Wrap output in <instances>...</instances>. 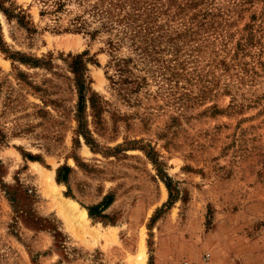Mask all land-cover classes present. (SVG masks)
Listing matches in <instances>:
<instances>
[{
    "label": "rangeland",
    "instance_id": "rangeland-1",
    "mask_svg": "<svg viewBox=\"0 0 264 264\" xmlns=\"http://www.w3.org/2000/svg\"><path fill=\"white\" fill-rule=\"evenodd\" d=\"M142 259L264 264V0H0V264Z\"/></svg>",
    "mask_w": 264,
    "mask_h": 264
},
{
    "label": "trees",
    "instance_id": "trees-1",
    "mask_svg": "<svg viewBox=\"0 0 264 264\" xmlns=\"http://www.w3.org/2000/svg\"><path fill=\"white\" fill-rule=\"evenodd\" d=\"M77 63V62H76ZM76 69H79L78 67H76ZM78 73H79V71H78ZM77 83H78V85H79V94H80V100L82 101V99H83V97H84V92H83V82H82V75L81 74H77ZM79 106V110H80V107H81V105L79 104L78 105ZM78 110V111H79ZM58 178H60V179H62L63 177H61L60 176V173H59V175H58ZM90 213H92L91 211H89Z\"/></svg>",
    "mask_w": 264,
    "mask_h": 264
},
{
    "label": "bare ground",
    "instance_id": "bare-ground-1",
    "mask_svg": "<svg viewBox=\"0 0 264 264\" xmlns=\"http://www.w3.org/2000/svg\"><path fill=\"white\" fill-rule=\"evenodd\" d=\"M49 176H50V175H49ZM49 176H48V177H49ZM51 177H52V176H51ZM50 180H51V179H50ZM50 180H48V181H49L50 183H52L53 181H52V180L50 181ZM54 181H55V180H54ZM52 184H54V182H53ZM55 184H56V183H55ZM55 184H54V188H55ZM52 187H53V186H52ZM61 199H62V198H61ZM61 199H60V200H61ZM63 199H64V198H63ZM68 199H69V198H68ZM69 201H70V200H69ZM69 201L66 200L65 202H69ZM71 202H73V201H71ZM62 203H64V201H63ZM69 203H70V202H69ZM73 203H74V202H73ZM76 205H77V204H76ZM66 206H67V205H66ZM69 206H70V205H69ZM71 206H72V205H71ZM74 206H75V205L73 204L72 207H74ZM77 206H78V205H77ZM75 207H76V206H75ZM65 208H67V207H65ZM76 208H77V207H76ZM78 209H79V208H78ZM83 210H84V209H83ZM64 211H65V210H64ZM78 211H79V210H77V212H76V213L74 212V213H75V214H78ZM82 212H83V213H82ZM82 212H81L82 214H86V213H85V212H86L85 210L82 211ZM78 215H79V214H78ZM75 216H76V215H75ZM81 216H83V215H81ZM76 217H77V216H76ZM81 218H82V217H81ZM81 218H78V220H80ZM84 218H85V217H84ZM80 222H81V221H80ZM140 252H141V250H139V253H140ZM136 256H137V255H136ZM136 256H135V258H136ZM141 257H142V256H141ZM141 257H140V258H141ZM137 259H139L138 256H137ZM144 259H145V258H144ZM144 259H142V261L140 260V261H141L140 264H144V262H143ZM138 261H139V260H138ZM138 261H136V262H138ZM131 262H132V261H131ZM132 264H133V263H132ZM136 264H137V263H136Z\"/></svg>",
    "mask_w": 264,
    "mask_h": 264
}]
</instances>
